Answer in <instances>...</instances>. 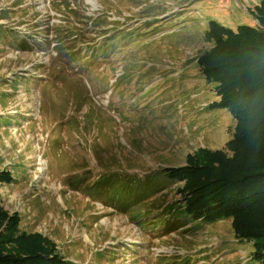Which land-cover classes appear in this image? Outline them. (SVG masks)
I'll use <instances>...</instances> for the list:
<instances>
[{
	"label": "rangeland",
	"instance_id": "374dc122",
	"mask_svg": "<svg viewBox=\"0 0 264 264\" xmlns=\"http://www.w3.org/2000/svg\"><path fill=\"white\" fill-rule=\"evenodd\" d=\"M257 2L0 0L2 209L74 264H258L165 171L232 138L196 60Z\"/></svg>",
	"mask_w": 264,
	"mask_h": 264
},
{
	"label": "trees",
	"instance_id": "16d2710c",
	"mask_svg": "<svg viewBox=\"0 0 264 264\" xmlns=\"http://www.w3.org/2000/svg\"><path fill=\"white\" fill-rule=\"evenodd\" d=\"M252 16L256 25L235 30L210 21L204 37L211 45L196 60L219 98L211 106L235 119L232 138L225 149L198 148L165 171L181 183L183 216L230 220L235 238L251 243V259L264 264V0ZM11 177L0 171V182ZM55 247L47 236L20 229L19 216L0 206V264H74Z\"/></svg>",
	"mask_w": 264,
	"mask_h": 264
},
{
	"label": "crops",
	"instance_id": "0c3cea01",
	"mask_svg": "<svg viewBox=\"0 0 264 264\" xmlns=\"http://www.w3.org/2000/svg\"><path fill=\"white\" fill-rule=\"evenodd\" d=\"M258 2H259V0H258ZM258 2L256 4H258Z\"/></svg>",
	"mask_w": 264,
	"mask_h": 264
},
{
	"label": "built area",
	"instance_id": "2783aa9c",
	"mask_svg": "<svg viewBox=\"0 0 264 264\" xmlns=\"http://www.w3.org/2000/svg\"><path fill=\"white\" fill-rule=\"evenodd\" d=\"M257 24V23H256Z\"/></svg>",
	"mask_w": 264,
	"mask_h": 264
}]
</instances>
